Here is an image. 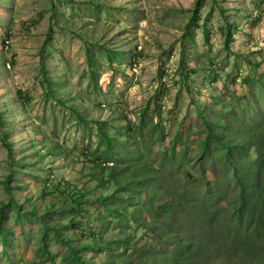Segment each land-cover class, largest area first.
Instances as JSON below:
<instances>
[{"label": "rangeland", "instance_id": "374dc122", "mask_svg": "<svg viewBox=\"0 0 264 264\" xmlns=\"http://www.w3.org/2000/svg\"><path fill=\"white\" fill-rule=\"evenodd\" d=\"M208 122L264 161V0H0V264H164V253L173 264L168 241L140 248L131 238L147 231L127 220L169 197L152 185L139 195L127 179L105 188L111 171L92 165L157 170L169 150L179 154L170 182L188 190L173 200L189 217L182 257L264 264L257 206L234 225L239 187L226 164L250 161L224 133L206 138Z\"/></svg>", "mask_w": 264, "mask_h": 264}, {"label": "trees", "instance_id": "16d2710c", "mask_svg": "<svg viewBox=\"0 0 264 264\" xmlns=\"http://www.w3.org/2000/svg\"><path fill=\"white\" fill-rule=\"evenodd\" d=\"M127 123V122H126ZM214 123L208 122L205 124V132H206V138L209 136L212 138L214 134L218 132H222L225 134L226 138L229 139L230 146L232 148H235L236 150L243 158L244 160L250 161L249 168L246 170L238 166L237 162H230L229 164H226L227 167H230L233 171V176L236 178L235 185L239 187V197L236 199L237 203L240 205V209L238 208L239 215L235 216V226L241 225L244 217L248 216L247 214V206L250 205V208L257 209L259 211V215L257 219H254V222L257 223L256 226V233L260 232L259 229H263L264 233V185L259 184V176L264 171V161L260 158H254L253 161L250 160V154H248L249 150L253 147L254 143H251L249 139L241 140L239 142H235V138L232 139L231 134L229 133L230 127L228 125H222L218 129H213ZM237 132V130H234ZM6 148L11 151V149L6 146ZM226 151V154H229L228 149H224ZM179 154L176 153L174 150H169L167 154L164 155V160L162 163V168L157 170H154V167H140L138 163H135V170H130V172H127L126 169L114 167V163H99L92 162V165H97L98 169L100 170V173L102 170L106 169L111 171L110 174H108L106 177V182L102 183L101 186L105 188H109V186H114L115 191L119 192V190L123 189L122 181L124 180H131V183L137 184V187L139 189V195L140 193H146L150 190L151 187L148 185H152L154 189V193L165 197L168 196L169 198H166L165 202L162 204H158L155 202V198L151 197L146 199V202L143 203L142 209L144 210V214L141 216L136 210L129 215L127 218L128 221H132L135 223L134 228L135 229H142L144 231H147V234L144 238H131V240L135 241L137 245L140 248H144L147 250L148 243L146 240L153 239L155 242L162 243L161 241H168L169 244L173 247V252L175 254H179V257L176 258L173 261V264H195V259L198 260V264L201 263V259L205 258L207 259V252H199L198 255L195 253L192 254L190 257L189 255L186 257L187 260H185L182 255L187 251L189 252L190 245L186 243L180 242V240L183 237L182 230V224L184 223V220L188 219L189 217L187 214L183 211L182 207H176L173 200L175 196H183L185 195L188 190L186 187H178L170 182L175 181L174 174V163H176L178 160ZM139 157L135 160L138 161ZM166 166V169L164 170V167ZM203 173V167H201ZM127 174V178H126ZM121 178V181H118V179ZM162 180L166 182V186H161L158 184V181ZM167 192H165L168 188ZM6 191L9 193V188L6 184L5 186ZM166 189V190H165ZM76 191V190H75ZM182 192L180 194L179 192ZM128 192H132V190L129 188ZM253 196V199L250 200V196ZM63 197H66V194H62ZM119 199V198H117ZM71 201L73 203L72 207L74 211L78 210L77 212L83 211V202H82V196L79 194V192H73L71 195ZM257 206V208H256ZM119 209V206H115V210ZM1 213V212H0ZM217 213V212H216ZM253 213V211L251 212ZM80 214V213H79ZM125 213H118L117 216L122 217ZM247 214V215H246ZM188 217V218H187ZM223 214L220 216L222 219ZM236 218L237 221H236ZM3 220L2 217H0V223ZM263 222V223H262ZM233 224V223H232ZM129 227V226H128ZM3 229L0 228V232H2ZM197 240L199 238L194 237ZM173 239H176L174 241ZM180 239V240H179ZM71 243V241H69ZM6 243V242H5ZM112 243V242H110ZM125 246H128L127 242H124ZM4 245V244H3ZM176 246L177 249H176ZM148 260H151L152 255H147ZM109 257H112V251L109 252ZM169 259V257L164 253L161 256V260L164 264H167L166 260ZM110 264H132L128 259H114L111 260Z\"/></svg>", "mask_w": 264, "mask_h": 264}]
</instances>
